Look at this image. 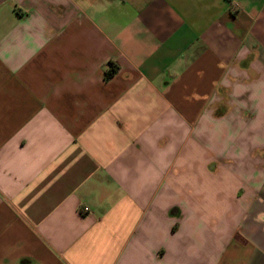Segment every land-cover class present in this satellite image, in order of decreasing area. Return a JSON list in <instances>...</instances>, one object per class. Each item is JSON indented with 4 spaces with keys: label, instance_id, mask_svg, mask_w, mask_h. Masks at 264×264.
I'll return each instance as SVG.
<instances>
[{
    "label": "crops",
    "instance_id": "crops-1",
    "mask_svg": "<svg viewBox=\"0 0 264 264\" xmlns=\"http://www.w3.org/2000/svg\"><path fill=\"white\" fill-rule=\"evenodd\" d=\"M0 264H264V0H0Z\"/></svg>",
    "mask_w": 264,
    "mask_h": 264
},
{
    "label": "trees",
    "instance_id": "trees-1",
    "mask_svg": "<svg viewBox=\"0 0 264 264\" xmlns=\"http://www.w3.org/2000/svg\"><path fill=\"white\" fill-rule=\"evenodd\" d=\"M117 66L115 64H110L109 68L106 71V77H110L116 71Z\"/></svg>",
    "mask_w": 264,
    "mask_h": 264
},
{
    "label": "built area",
    "instance_id": "built-area-1",
    "mask_svg": "<svg viewBox=\"0 0 264 264\" xmlns=\"http://www.w3.org/2000/svg\"><path fill=\"white\" fill-rule=\"evenodd\" d=\"M82 211L83 212L87 211V208L86 207H82Z\"/></svg>",
    "mask_w": 264,
    "mask_h": 264
}]
</instances>
